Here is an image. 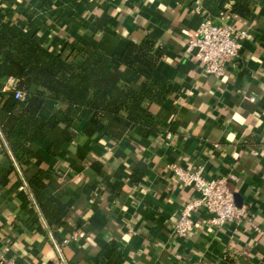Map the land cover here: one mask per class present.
Returning a JSON list of instances; mask_svg holds the SVG:
<instances>
[{
    "label": "crops",
    "instance_id": "crops-1",
    "mask_svg": "<svg viewBox=\"0 0 264 264\" xmlns=\"http://www.w3.org/2000/svg\"><path fill=\"white\" fill-rule=\"evenodd\" d=\"M199 3L0 0L4 21L18 31L38 28V42L48 55L86 47L122 54L128 43L151 36L157 69L169 82L164 104L150 110L158 121L156 131L146 136L140 127L114 120L88 136L83 130L94 113L83 110L71 141L55 156L48 153L47 142H39L33 147L39 157L26 160L14 156L0 130V252L6 259L107 264L98 260L99 253L114 244L120 264H264V0L250 1L247 19L229 16L237 0L216 5L227 22L251 37L220 79L204 75L184 53L188 36L199 26ZM204 9L213 17L219 14ZM107 78L128 85L143 81L122 65ZM14 87L8 80L0 90ZM60 108L47 102L39 118L47 120ZM171 164L201 166L208 180L227 179L252 217L214 229L198 212L193 231L176 237V218L197 194L168 171ZM49 198L63 206L50 221L41 209ZM72 233L77 239L64 244Z\"/></svg>",
    "mask_w": 264,
    "mask_h": 264
},
{
    "label": "trees",
    "instance_id": "trees-1",
    "mask_svg": "<svg viewBox=\"0 0 264 264\" xmlns=\"http://www.w3.org/2000/svg\"><path fill=\"white\" fill-rule=\"evenodd\" d=\"M250 1L237 0L229 16L247 19L252 13ZM218 2L209 0L202 5L218 14ZM38 34L34 25L18 31L0 15V86L8 80L15 82L13 90H0V130L14 156L38 158L33 147L39 142H47L48 153L55 156L71 141L73 124L83 110L94 113L83 130L88 136L111 120L126 127H140L144 136L156 131L158 121L150 110L164 104L169 82L157 69L153 37L139 44L128 43L122 54L86 47L80 52L48 55L41 49ZM77 58L82 60L80 65L75 62ZM116 65L137 74L143 79L141 84L110 81L107 73ZM17 92L24 94L23 100L15 99ZM47 102L61 108L42 120L39 112ZM33 184L42 188L38 180ZM41 209L50 221L63 206L49 198L42 201ZM98 260L120 264L122 257L116 245L110 244L101 250Z\"/></svg>",
    "mask_w": 264,
    "mask_h": 264
},
{
    "label": "built area",
    "instance_id": "built-area-1",
    "mask_svg": "<svg viewBox=\"0 0 264 264\" xmlns=\"http://www.w3.org/2000/svg\"><path fill=\"white\" fill-rule=\"evenodd\" d=\"M195 8L200 17L198 29L188 36L184 53L196 62L206 76L220 79L225 74L228 65H233L238 59L242 43L249 40L250 34L235 24L226 21L225 15L219 13L213 17L202 6V1ZM15 99L23 100L24 94L17 92ZM168 171L182 184L193 186L197 197L183 206L176 218L173 233L178 238H186L194 229V215L203 212L208 216L209 225L218 229L224 225H239L249 215L243 206L238 207L229 189V181L225 178L208 180L204 177L203 168H182L171 164ZM77 233H72L70 240H76ZM0 264H15L0 252ZM57 264H64L59 262Z\"/></svg>",
    "mask_w": 264,
    "mask_h": 264
},
{
    "label": "water",
    "instance_id": "water-1",
    "mask_svg": "<svg viewBox=\"0 0 264 264\" xmlns=\"http://www.w3.org/2000/svg\"><path fill=\"white\" fill-rule=\"evenodd\" d=\"M234 200H235V203L238 207H240V204H239V201H238V198L237 197H234Z\"/></svg>",
    "mask_w": 264,
    "mask_h": 264
}]
</instances>
